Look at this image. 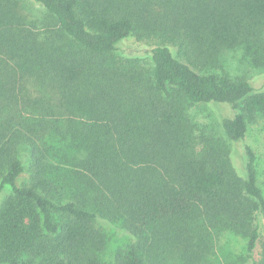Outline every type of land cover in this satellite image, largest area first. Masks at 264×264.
<instances>
[{
    "label": "trees",
    "instance_id": "trees-1",
    "mask_svg": "<svg viewBox=\"0 0 264 264\" xmlns=\"http://www.w3.org/2000/svg\"><path fill=\"white\" fill-rule=\"evenodd\" d=\"M28 1L0 0V264H264V88L213 68L264 53V0Z\"/></svg>",
    "mask_w": 264,
    "mask_h": 264
},
{
    "label": "rangeland",
    "instance_id": "rangeland-1",
    "mask_svg": "<svg viewBox=\"0 0 264 264\" xmlns=\"http://www.w3.org/2000/svg\"><path fill=\"white\" fill-rule=\"evenodd\" d=\"M26 5L33 10L37 15L44 13L43 8L35 7L30 1L24 0ZM153 46L147 43H139L134 38H130L126 41L123 46L122 57L124 58H141L145 65L151 66V60L149 57V52ZM214 70L220 74H227L228 76L238 79L245 78L253 82L254 86L257 89L264 88V53L259 52H250L247 48L241 47L239 49L229 51L224 53V55L217 60L214 65ZM212 110L207 107H202L198 111L192 110V116L199 121L205 122L206 116L210 114ZM197 112V114H195ZM252 129V135L248 140L260 157V162L262 166L264 165V120L260 124L254 126ZM20 180V184H22ZM261 186L264 188V166L262 168ZM10 188H6L0 194V205L3 200L10 194ZM104 231V239L106 245V252L112 254L116 252L119 248H124L127 244L131 242L132 236L129 233H123L115 229H106ZM264 236V228H263ZM222 241V240H221ZM224 241H222V244ZM224 251L223 255L219 250L220 248L217 245V256L220 255L223 257L226 251V245L223 246ZM245 247V241L238 240L234 241L233 245L228 247V250H231L235 255H239L243 252ZM214 258V256H213ZM222 261L224 259L222 258Z\"/></svg>",
    "mask_w": 264,
    "mask_h": 264
}]
</instances>
